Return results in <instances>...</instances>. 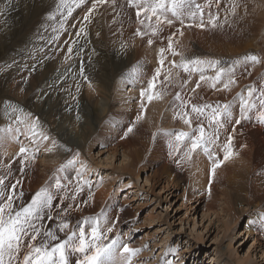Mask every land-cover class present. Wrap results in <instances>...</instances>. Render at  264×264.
Returning <instances> with one entry per match:
<instances>
[{"label":"rangeland","instance_id":"1","mask_svg":"<svg viewBox=\"0 0 264 264\" xmlns=\"http://www.w3.org/2000/svg\"><path fill=\"white\" fill-rule=\"evenodd\" d=\"M48 1L49 0H2L0 2V128H7L9 125H12L13 130H15V128L17 127H19L20 129L19 133L13 131L12 133L6 135L0 134V155H6L14 163L16 159V149H19L21 146H27L34 152L37 148L39 149V151L36 152L35 159L32 161L30 166L25 168L23 173L19 171L20 164L17 165L13 177L14 181H16L17 179L22 181L19 191L25 192L26 189L30 186L33 178H29V172L33 167L37 168V175L42 185L52 184L53 177L55 176L52 171L53 168L51 167L52 160H47L45 155V150L47 148H51L52 151L57 150L61 155H63V157L60 158L61 160H63L62 163L67 165L68 160L75 159V165H77L78 169H80L81 166L85 168L84 178L91 181L92 193H98L101 196H106L111 203H115L116 205L119 203H124L125 205L132 206L134 221L136 224L133 237H130V235H128L124 227L119 226V229H117L116 232L119 235L121 234V237H123V241L125 243H128L129 246H134L141 249L140 253L135 256V259H133L135 261L137 260V264H163V261H171L172 264H236L240 262V258L242 257L246 258V261L242 264H264V238L263 240H261L259 245H256L255 243H253L252 237L245 233L244 228L247 225V216L250 214V210H248L244 205L240 204L242 198L238 197L239 195H235L234 192H228L225 187L220 188L216 186L215 182L214 185L216 186L217 193L219 194L218 197L214 200L213 204H210L212 199H207L208 212L206 214L202 212V207H199L196 212H190L188 210L190 200L185 199V197L183 196H180V198L174 202L175 196L172 197L171 193L170 195L167 193L169 189L167 191L164 190L160 194L159 200L155 197V194L146 195L144 193V191H147L149 188L150 190L154 188L150 186L151 181L149 180V182L146 183L144 178L145 176H147L150 169H156L155 167L159 168L162 166L161 176H164V178L170 180L177 179L175 171L170 168V163L175 158L177 152L170 151L172 153L170 155V152L166 151V137L159 138V142L157 143L162 150L161 157L156 159L149 158L147 156V151L153 144V137L161 132L160 130H165L164 126L168 127L166 126V123H161L163 121L161 120L159 115L169 118L173 123V125L168 128L169 131L178 132L183 129L186 132H190L192 130L188 125L184 124L182 120H176V122H174V120H172L171 118L174 112L173 100L175 93L178 91L180 92L181 89L186 93L185 96L195 95L191 91H189L195 87V85H192V83L185 85L183 88L178 85L175 90L166 92L167 98L165 95H163L161 99H153L151 102H148L147 97L145 96L143 99L146 100V102L143 100V103L144 107L146 106V110H148L152 106V104L156 102L154 100H161L162 102H164V104H166V101H168V106L162 105L159 109L156 106L157 103H155V105L153 104V107L151 108L152 110L150 109L152 113L148 114L150 116L146 115L145 111H141V105L138 104L137 99L140 97V92L143 88H146L145 86H143L144 81L142 79H146L149 76H152L154 70L150 69L148 72L143 73L140 69V66L136 64V56L139 55L138 58L140 59L141 57L146 58L154 54L155 60L152 63L154 65H157L160 58L159 50L160 48H162V46H160L159 44L154 43L153 45H149L147 41H144V46L140 48V46H138V40H140L141 37L134 36V38H136V44H132V48H130V46H128V44L130 45V42H128V40H130L132 36H113L111 38L104 39L102 41V44L108 50L109 56H105L98 62L105 71H107L110 67L117 68L127 63V67L125 68L124 72L117 74L116 77L119 80V83L117 82V84L122 86L117 87V84V86L113 84L115 87L113 85H110L105 91V89H102L100 86H98V84H95L97 83L95 82V80L93 81V79H88L84 82V89L79 90L80 94L77 95L74 93L73 100L75 111L70 110V108L68 109L69 115L74 117L73 119H70L68 121L69 123H74V128H71L70 133L76 136V130L78 129V127H81V125L84 124L83 121L87 120L88 123L95 117L99 118L102 116L103 113L100 112L104 109V105L106 106V101L107 103H110L111 101V112L122 113L123 116L119 119V121L124 125V128H127L128 123L134 122V120H132V116H134V112H136V105L139 106L138 113H140L141 118L140 120H138V122L145 124L147 127L151 126V128H148L149 140L143 154L140 156L141 162H144L147 159H153L154 163L151 164L150 167H144V165L138 167L143 168L144 170L140 172L139 178L136 176L134 177L133 183L135 182V184H130L131 187H128L129 185H124L129 182V178L127 175H124L121 179L115 178L116 175L120 174L119 171H122L123 169V167L120 165H122L129 159L128 157H125V152L123 155L120 150L117 153L113 152V148L111 146L113 139L111 137L104 138L102 135L94 133L89 138V140H87V144L84 149L81 150L74 145L73 147L69 144L67 145V143L61 139L59 140L56 134L53 133L50 129L51 125H48V122L45 119H42L41 112L35 111L34 113V106H23L24 108L22 107V111L20 110L19 104L24 101H29L31 103H41L42 105L47 106L46 88L39 83V81H41V83H46L47 85V79L46 77H42L41 71L38 72L40 70V65H38V54H45L43 55V57L46 58L48 57L47 55L54 52L55 49L63 50L64 48L71 47L72 52L77 50L82 52L85 48L87 50L90 47L89 43H87L85 40L87 39L86 37H88V35L85 33H81L79 36H77L76 33L80 32V29L83 27V17L87 14L88 9L91 8L93 1H91V3H88L87 1H85L84 3H80V0H78L77 2L64 0V3L72 9L71 16L68 14V7L61 6L58 9L57 6L61 4L60 1L50 0L49 3ZM109 1L110 0H108V2ZM248 1L251 3V6H254L253 0ZM260 1L263 3V7L259 6L256 8L255 5L254 11L255 14H259L260 17L264 18V0ZM124 3V0H116L117 5L115 8H113V5L111 6L112 3H109V6H111V8L108 12L114 13L115 10L120 9V5H123ZM78 4L79 7H77ZM222 4L224 6L222 5L223 9L221 8L220 10V20L223 24V27L214 29L218 32H211L210 29L198 28L199 30H202V32H207L209 34L215 33L217 39H225L223 37V33L232 27L234 21V16L229 15L227 22H224V8H226L228 0L224 1ZM48 5L49 7H47ZM52 5L53 7L57 8H54V10L56 11L50 14H42L47 20H43L41 15L39 19H35V15L42 9V7L45 9H51ZM96 9L99 8L97 7ZM95 12L97 11L95 10L94 13ZM213 12H215V7H213ZM76 13L79 14L77 15ZM94 13H92V16L96 15ZM74 14L76 16L72 17ZM24 16L26 18L28 17L29 19L27 18L26 20H24ZM37 16L39 17V15ZM73 19H76L79 22L77 21V23H72V26L77 28L76 25L80 23V28L79 30L71 34V31L68 30V26L70 25V20ZM50 20H52L53 22H58V20H60L57 29H53L52 32L48 31L51 28V24L48 23L51 22ZM95 20H91V23H88L89 25L86 22L84 23L89 32L94 33L93 29H96L94 26L96 22ZM205 20H207V15H205ZM61 25H63V27H61ZM185 29L187 30V28ZM197 34L198 33H196V35ZM45 36L49 37L47 41L46 39H44ZM51 36L57 39L55 40L54 46H52L53 39ZM98 36L99 35H97L96 33L95 37ZM236 39L237 38L235 36L227 33L228 42L232 43ZM246 39L259 41L263 40L262 42H264V19L257 18L253 20L252 34ZM31 40L34 41L36 45L35 48L32 44V46H29ZM176 40L179 42V38H176ZM213 42L214 38L211 40V42L201 40L198 44L195 43V46L201 48V50H207L206 48L208 47L209 49H212L211 52H202V60H219L221 61V66L227 67V62H229L230 60L228 61V58L225 55V51L222 50V48L224 47L214 48ZM193 43L194 41L192 38L190 40H184L183 42L180 41L179 45L182 49H193ZM121 45H125V47L122 48ZM224 46V49L227 50V47H230L231 44H227V46ZM164 48H166V46H164ZM232 49L233 47H231L229 50L231 51ZM193 50H196V48ZM35 51L37 53H35ZM255 55L264 58V51L262 53L256 52ZM176 56L177 58L174 57L171 53L168 54L166 52V63H169V65L171 66V61L175 60L176 63L179 64L180 62H178V60H181L182 57H180L179 55ZM55 58L59 61L64 60L63 58ZM17 61H21V63L16 67L15 63ZM258 65H248L251 66L248 69V71L252 73L251 76L244 74L242 71H237V78H240L242 82L238 80L236 90H234V92H232L231 94L229 91H221L215 93L212 89H209L205 86L204 90L206 94L202 93L201 89L196 90V93L198 95L195 101L210 103H214L216 101L220 102V100H204L205 97L209 95L214 98L225 99L222 100L221 103H226L232 100V97L235 96V94L239 92L241 88L249 85L248 83L250 81H255L259 84L264 83V64ZM33 66H35L34 71L32 70ZM171 68L172 67H168L167 70ZM175 69H177L179 73L182 72V75L185 74L182 69ZM21 70H24V72L19 73ZM207 71V74L210 76H213L215 74V72H213L214 70L212 71L211 69H209ZM36 74H40L39 81H37ZM10 75L11 77H9ZM162 76L163 75H161V78ZM133 77H136L137 79H134ZM192 78H199V76L198 74H195ZM17 80H23V82H19ZM172 82H174V80H172ZM190 86L193 87L191 88ZM186 88L188 90H186ZM60 90L61 89H59V92H61ZM84 95H87L86 98H88V96H92L97 100L98 105L92 104L89 105L88 108L87 105L86 108L82 107V100L84 98ZM115 95H119L120 97ZM78 96L80 99L78 98ZM75 97L77 98V100ZM114 97H116V99L111 100ZM53 101L55 103L58 102L56 98L53 99ZM132 104H134L132 108H126L127 106H131ZM154 106H156L157 109L154 108ZM14 109L15 112L13 111ZM155 111L158 112L159 118H157L154 122L152 119V115L155 113ZM234 114L237 117L239 115V107L237 106L236 108V105H234ZM17 116L27 122L38 121L39 126L36 131L38 133H44L49 137V139L41 140L37 138L36 142L33 143L31 134L25 128L24 124L14 123ZM253 116L255 117L256 114H254ZM244 121H242L240 125L235 126V132H232V129L226 126L228 131H222L220 139L224 141L226 140L228 134H232L234 136L233 142H235L237 136L244 135L250 129H258L255 125L246 126L244 124ZM156 126L158 128H156ZM174 126H178V128H174ZM193 127H195V124H193ZM154 128H156V130H154ZM152 130H154V134H150ZM260 131L264 132V126ZM208 133L211 134V131L209 130ZM129 134H132V132ZM13 136L18 137V139H13ZM124 138L126 137L123 136V139ZM172 140L174 141V139ZM181 145L182 143L179 145L180 149ZM186 146L184 147L186 148ZM198 152L200 151H197L196 153ZM235 155L236 153L233 152L231 157ZM222 156L223 153L220 152V157ZM238 158L242 159V156H238ZM57 161L56 163H59ZM207 161L209 162H202V164H206L207 166L211 167V161L208 159ZM45 164L49 166V169H46L44 171L43 167ZM190 164L192 165L191 167ZM190 164L187 165L184 171L185 178L179 181L176 188L172 187V189L175 190V193L176 191L181 193L183 187L186 191L192 189L201 192L206 189L205 187H203L202 183V185L197 183L194 184V182L191 181L190 174L192 170L194 171V169L192 168H196V166H194V162ZM198 166H200V162H198ZM260 166L262 167L263 172L264 162H261ZM204 171L205 165L200 168L201 173H204ZM258 181L261 182L260 179H258ZM225 190L227 192V197L229 198L228 200H230L231 198L230 201L234 207H232V214L238 219V225L235 226L234 229L230 228L232 227V224L230 222H233L234 218L231 214L229 215L227 213L226 207L223 203V198L219 197L220 193L223 194ZM158 191L159 187L154 190V192L156 193ZM124 198H128L129 202L128 200H124ZM201 205L202 204H200V206ZM210 208H218L217 210H215L216 212H218L219 217L217 216V214L210 212ZM261 209L262 207L260 208V210L254 212H259L261 211ZM221 210H224V214ZM117 213L118 212L114 213V219L116 218ZM91 215L93 216V214ZM120 215L121 213L119 212V216ZM150 215L152 216L150 217ZM42 223L44 226H46L47 224L46 220H44ZM85 227H87V225ZM114 231L115 227L113 229V232ZM126 235L128 237H126ZM169 247L176 249V251L174 253H169ZM138 256L139 258L137 259Z\"/></svg>","mask_w":264,"mask_h":264},{"label":"bare ground","instance_id":"2","mask_svg":"<svg viewBox=\"0 0 264 264\" xmlns=\"http://www.w3.org/2000/svg\"><path fill=\"white\" fill-rule=\"evenodd\" d=\"M1 1L2 0H0V2ZM49 1H48V3H49ZM58 1L61 2V0H58ZM70 1L71 2H73V1L77 2L78 0H70ZM85 1H87L88 3L89 2L91 3V1H93V0H85ZM224 1H226V0H224ZM253 1H254V6H251V3L248 0H237V2L239 3L240 6L237 8L236 15H234V21H233L232 27L223 33V37L225 39H217V37L215 36V33L209 34L207 32H202V30H199L198 28H195V27L187 28V30L184 29L183 30L184 31L183 36L177 35L175 37V39L179 38V42H178L177 46L175 45V50L178 53H180L179 56L182 57L181 60L182 59H193V58L202 59V56H201V55H203L202 52H211L212 49H209V47H208V48H206L207 50H201V48H198L195 46V43L198 44L199 41H201V40L211 42V40L213 38H214V42H213L214 48H221V47L225 48L224 45L227 46V44H231L230 47H227V50L222 48V50L225 51V55L228 58V61L230 60L229 62H227L228 63L227 66L231 65L233 63V61H235L237 59H242L247 54H251V53L255 54L256 52L262 53L264 51V42H262L263 40L259 41V40L246 39L247 37H249L252 34L253 20H255L257 18L258 19H264V18L260 17L259 14H255V11H254L255 5H256V8L259 6L263 7V3L260 0H253ZM198 2L204 3L205 0H198ZM109 3H112L111 0L107 3L99 4L97 6L99 9H96L97 12H95V13L93 12L96 15H93V16L91 15V20H95V18H96V20H95L96 22L94 25L96 28L95 29L96 31L93 29L94 33L89 32L88 29L84 25L85 22L87 24L89 22L82 20V23H83L82 28L84 29L83 33L88 35V37L85 36L87 38L85 40L90 45L89 49L86 50V48H85L84 51H82V52L77 50V51H73L71 54H69L68 48H64L63 50H61V49H58L59 48L58 47L57 48L58 50L55 49V51L52 52L51 54L47 55L48 57H46V58L43 57V55H45V54H38L37 55V56H39V61L37 60L38 65H40V68H39L40 70L38 72L41 71L42 77L43 78L46 77L47 85H46V83H41V81H39L40 74H36V78H37V81H39V83L46 88L47 106H44L41 103H31L29 101H24V102L20 103L19 105H20V110L22 109L23 106H26V107L34 106V113H35V111L41 112L42 119H45L48 122V125H51L50 129L52 130L53 133L56 134V136L59 138V140L61 139V140L65 141L67 143V145L69 144L72 147L74 145V146L78 147L79 149L83 150L87 144L86 143L87 140H89V138L94 133H98L99 135H102L104 138L111 137L113 139V141L111 143V146L113 148V152L117 153L120 150L122 155L125 152V157H128V159H129L128 161L125 160L126 162L123 163L122 165H120L123 167V169H122V171H119L120 174L116 175L115 178L121 179L124 175H127L129 178L128 179L129 182L127 184H124V185H130L133 183L134 177L136 176L139 178L140 172L144 170L143 168H138V167H140L142 165H144V167H147V166L150 167V165L154 163L153 159H147L144 162H141L140 156L143 154L144 149H145L147 142L149 140L148 128H151V126L147 127L145 124L137 121V116H140V113H138L139 106L136 105V112H134V116H132V120H134V122L127 124V128L133 124L135 125L133 132H132V134H128L127 137L124 139L122 137L124 136V133L127 131V128H124V125L119 121V119L123 115L120 112H111V107H112L110 105L111 101H110V103H107V101H106V106L104 104H102V105H104V107H103L104 109L102 108L103 110H101V112H100V113H103L101 117H99V118L95 117L92 121H89L88 123H87V120H85V121H83V123H84L83 125H81V123H80L81 127H78V129L76 130V134H77L76 136H74L73 134L70 133L71 128H74L73 127L74 123L68 122L70 119L74 118L73 116L69 115L68 109L69 108H70V110L75 109L73 96H74V93L77 95L80 94L77 91V87H79V90L84 89L83 85H84V82L86 81L85 76H87L88 79H90V80L91 79H93V81L95 80V82H97L95 84H98V86H100L102 89H105V91H106L107 87H109L110 85H113V84L116 85L117 82L119 83V80L116 78L117 74L124 72L125 68L127 67V63H125L123 66H119L117 68L110 67L107 71H105L101 67V65L99 64L98 61H100L105 56H109V52L104 47V45L102 44V41L106 38H111L113 36L119 37V36L126 35V36H132V38H130V40H128V42H130V45L128 44V46H130V48H132V44H136V38H134V36H135L134 31L137 27H141V26H140L139 22L135 19L134 10L131 8H128L126 6V3H124L123 5H125V6L123 8L118 9V6H117L118 10H115L114 13H109L108 11L112 6V4H111V6H109ZM118 3H120V2H118ZM53 5H52L51 9H48V8L45 9L42 7V9L35 15V19L36 18L39 19L42 16L43 20H47L45 18V16H43L42 14L43 13L50 14V13H53L54 11H56V10H54L55 7H53ZM70 5H72V4H70ZM50 6H51V3H50ZM23 7H24V5H23ZM47 7H49V5ZM91 7H92V5H91ZM28 9H30V8H28ZM55 9H57V8H55ZM85 9H86V7H85ZM37 15H39V17ZM75 16L76 15L74 14L72 17H75ZM220 16H221V13H220ZM27 18L24 16V20H26ZM39 21H41V20H39ZM50 21L51 22H48V23L51 24V28L48 31L52 32L53 29H55V28L57 29V26L60 23L59 22L60 20H58V22H53L52 20H50ZM77 21L78 20H76V19L70 20V25L68 26V30L71 31V34H73L75 31L79 30V28H80V23L76 25L77 28L72 26V23H74V22L77 23ZM172 31H175V29L165 28L164 32L161 33L160 38L155 39L154 43H157L162 47L167 46V39L166 38L170 34V32H172ZM210 31L214 32L216 30H210ZM216 32H218V31H216ZM96 33L99 34L98 37H95ZM196 33H198V34L196 35ZM227 33L235 36L237 39L234 40L232 43L228 42L227 41ZM47 35H48V32H47ZM38 37H41V36H38ZM48 38L49 37H46V36L44 37V39H46V41L48 40ZM192 38L194 41V43H193L194 48L193 49L196 48V50H193L191 48H184V49L180 48V45H179L180 41L183 42L184 40H190ZM52 39H53L52 46H54L55 40H57V39L55 37H52ZM144 41H147V39L145 38L142 40L140 38V40H138V46H140V48L142 46H144ZM31 44L33 45L34 48L36 47L33 40H31V42L29 43V46H32ZM231 47H233V49L230 51L229 49ZM47 48H51V47H47ZM31 49H33V48H31ZM90 49H94V50H90ZM35 53H37V52L35 51ZM167 53L169 54L171 52H167ZM183 53H185V54H183ZM119 55H121V54H119ZM31 56H33V55H31ZM138 56L139 55L136 56V58H137L136 64H138L140 66V69L143 73L148 72L150 69L154 70L156 67L159 66L158 64L154 65L152 63L155 60L154 54H152V56H148L146 58L141 57L140 59L138 58ZM55 57L63 58L64 60L59 61ZM174 57L177 58V56H174ZM174 57H173V59H174ZM181 60H178V62H181ZM166 61L167 60H165L164 68L162 70V75L167 74V72H168L167 68L168 67H172V65L170 66L169 63H166ZM20 63H21V61H17L15 63L16 67L19 66ZM249 65H251V64H249ZM255 65H258V64H255ZM81 66H83V68H84L83 75H81ZM249 67H251V66H247V71H248ZM244 68H245V65L243 63L237 65V71H242L244 74H247V72L245 71ZM242 69H244V70H242ZM211 70L213 71V69H211ZM21 72H24V70H21L19 73H21ZM213 72H215V70ZM207 73H208V71L205 72V75H208ZM9 77H11V75ZM43 78H42V80H43ZM118 78H120V77H118ZM133 78L137 79L136 77H133ZM150 78H151V76H149L146 79L145 78L142 79L144 81L143 86L147 87L146 81L149 80ZM162 79H163V76H162L161 80ZM183 79H187V75L186 74L182 75V72L179 73L177 71V69L172 67L171 68V80H174V82H172V84L168 85L166 92H170V90H175L178 85H181ZM197 79L198 78H192V80H189L190 83L188 82V84L192 83V85L193 84L195 85L194 82ZM238 80H240V78H238ZM17 81L23 82V80H17ZM176 81H178V82H176ZM240 82H242V80H240ZM120 83H122V82H120ZM254 83L259 85V83L255 82V81H250L248 84L252 85ZM119 86L120 85H118L117 87H119ZM190 87L192 88L193 86H190ZM218 87H221V86L218 85ZM59 89H61L60 90L61 92H59ZM157 90L158 91L160 90L159 87L157 88ZM186 90H188V89L186 88ZM191 90H189V91H191ZM234 90H236V85H234L232 87L230 94L232 92H234ZM110 91H112V90H110ZM213 91L215 93H218L215 90H213ZM180 92H182V95L186 94L181 89H180ZM201 92L206 94L205 90H203V91L201 90ZM163 95H165L167 98L166 93ZM86 96L87 95H84V98L82 100V107L86 108V105H87V108H88V106L92 105V104L98 105L96 99H94L92 96H88V98H86ZM115 96H119V95H115ZM55 98L58 101L56 103L53 101V99H55ZM78 98H79V96H78ZM114 99H116V97L112 98L111 100H114ZM76 100H77V98H76ZM204 100H220V102H222V100H225V99L214 98V97L207 95V97H205ZM137 101H138V104L141 105V102H142L141 96L137 99ZM144 101L146 102V100H144ZM154 101H156V102H154L153 104L155 105V103H157L156 106L158 107V109L162 105L168 106V101H166V104H164V102H162L161 100H154ZM195 102L204 103L202 101H195ZM153 104L148 110H146V108H145L146 106L144 107L143 111L146 112V115L152 113L151 108L153 107ZM132 106H134V104H132L131 106L129 105L126 108L130 109V108H132ZM156 106H154V108L157 109ZM237 106H238V103L236 104V108H237ZM160 110H159V112H160ZM173 110H174V108H173ZM141 111H142V109H141ZM236 112H237V110H236ZM254 114L255 113L251 114V119L245 120L244 124L246 126L255 125L258 129H250L244 135L237 136L235 142H232L233 152H235L236 155L231 157L229 160L225 161L224 164L219 169H217L215 176L212 177V184H211V192L210 193L208 191L209 179H210V174H209L210 167L207 166L206 164H202V162L207 163L209 161H207V156L202 150H197L200 152L196 153L197 152L196 151L195 153H193L194 155L192 154V158L190 160L185 159V160L181 161V163H179V164L176 163V161L180 158V156L183 155V150L185 149L184 146H186V144H184V143H182L181 149L179 148V151H176L177 152L176 156L170 163V168L175 171V175H176L177 179L176 180H170V179L164 178V176H161L162 166L159 168L155 167L156 169H150L149 173L144 178H145L146 183H148L150 180L151 181L150 186H152L154 188H152V190H150V188H149L147 191H144V193L146 195L155 194V197L159 200L160 194L164 190L167 191L169 189L167 191V193L169 195L171 193L172 197L175 196L174 202L177 201L180 198V196H183V197H185V199L190 200L189 201L190 205L188 207V210L190 212H196L199 207H202V212L206 214L208 212V201H207V199L208 198L212 199L210 204H213L214 200L218 197L219 193H217L216 186H218L220 188L225 187V189H227L228 192L232 191L235 193V195H239L238 197L242 198L240 201V204L244 205L248 210H250L249 211L250 214L247 216V219H248L246 222L247 225L244 228L245 233L252 237L253 243H255L256 245H259L261 240H263V238H264V231H260L257 227H251L250 224H251V221L259 219L258 213L264 212V171L262 172V167L260 166V163L264 162V132L260 131L263 129L264 124L260 123L257 120L256 116L255 117L253 116ZM158 115H159L158 112L155 111V113L152 115L153 121L155 122V120L160 117L161 120L163 121V122H161V121L160 122L166 123L167 125L166 124L165 125L168 126V127L164 126L165 131H169L168 128L171 125H173L171 120L167 117L162 116V115L161 116L159 115V117H158ZM148 116H150V115H148ZM140 118H141V116H140ZM171 118H172V120H174V122H176V120H179V119L175 118V112H173V116ZM97 119H98V121H97ZM50 122H54V123H50ZM158 124H159V122H158ZM193 124H195V121H193ZM157 126H156V128H158ZM232 126L233 125L231 123L227 125V127L230 129H232ZM156 128H154V130H156ZM174 128H178V126H174ZM154 130H152V132H150V134H154ZM209 130L212 132L211 129H208L207 131L209 132ZM180 131H184V130L182 129ZM184 132H186V131H184ZM208 134H210V133H208ZM221 135H222V132L220 134V137H221ZM161 137L162 138L166 137L165 138V144L167 145L166 151L167 152L174 151L173 150V148H175V142L174 141H173L174 142L173 148L169 147V140L174 139V137H169V136L163 135V134H161V132H159L157 135H155L153 137V144L149 147V149L147 151V156L149 158H156L157 159V158L161 157L162 150L159 147V145L157 144L159 142V138H161ZM223 142L224 141L220 139V141H218V144L220 146H222ZM18 151H19V149H16V153ZM45 155H46L47 160H49V159L52 160V166L51 167L53 168L52 171H53L55 176L58 175L60 177H70L72 179V181L75 182L76 170L78 169L77 165H75L74 167L73 166L72 167L67 166L66 170L58 171V169H60V166L62 164H64V163H62L63 160L60 159L63 157V155H61L57 150H53L51 152H47L45 150ZM238 156H242V159L238 158ZM18 159L19 158L16 157L15 162L13 163L12 160L10 158H8L6 155H0V175H7L8 169L9 168L11 169V176L8 177V180L6 181V183H9V182L15 183L13 174L17 168V165L19 164ZM56 161L59 163H56ZM193 162H194V166H196V168H192V169H194V171L192 170V172L190 174V179L192 182H194V184L195 183H197V184L202 183L203 187H205L206 189L204 188L205 190H203L201 192H199L197 190H192V189L186 191L183 187V190L181 193H179L178 191H176V193H175V190H173L172 187L176 188L179 181H181L185 178L184 171H185L187 165H189L190 163H193ZM198 162H200V166H198ZM64 165H66V164H64ZM204 165H205V171H204V173H201L200 168H202V166H204ZM191 166L192 165L190 164V167ZM43 169L45 171L46 169H49V166L47 164H45ZM29 178H33V180L31 182L30 186L26 189V191L23 192L24 195L20 196L19 190L15 193V195L17 197L15 199V205H16L17 209H19L22 206H27L29 203H31L33 195L41 187L45 186V185H42L39 181V177L37 175V168L36 167H33L30 170ZM258 179H260L261 182H259ZM87 180H89V179H87ZM54 182L55 181L53 179L52 184H54ZM215 182H216V186L214 185ZM64 183H67V181H64ZM133 184H135V182ZM124 185H122V186H124ZM134 186H137V185H134ZM72 187L73 186L70 185L66 189V191L57 192V199H54V201H53L54 205H56L57 203H59L60 205H66V204H73L74 205L73 209L71 210V212L69 213V216H68L69 222L72 225H75L77 222H83V218L84 217H90V216H92L91 214H93V216H99L101 214V212L103 211V213L105 215H107L108 220H109V223L106 224L105 227L111 226V221L114 220V217H113L114 213L118 212V210L121 207H124L125 210L123 212H120L121 215L119 216V222L115 225V231L113 232V234H117L116 231H117V229H119V226H120V227L125 228V230L127 231L128 235H130V237H133V233H134V229L136 227V224L134 221V214H133L131 205H125L124 203H119L116 205L115 203H111L107 199L106 196H101L98 193H92L93 194L92 200L87 205H85L82 203V201L88 199L89 187L85 186L83 191L79 194L74 193L72 190ZM157 187H159V191L156 193V192H154V190ZM91 192H92V189H91ZM73 195L76 196L75 200L71 199V197ZM172 197H171V199H172ZM219 197L223 198V203L226 207L227 213L229 215L231 214L234 218V221L230 222L232 224V227H230V228L234 229V227L238 225V223H237L238 219L236 216H234L232 214L234 207H233V204H231V201H230L231 198H230V200H228L229 198L227 197L226 190L223 192V194L220 193ZM128 198H124V200H128ZM128 202H129V200H128ZM181 202H182V200H181ZM76 204L80 205V207L78 209L75 207ZM200 204H202V205L200 206ZM261 207H262L261 211L254 212V211L260 210ZM215 209L216 208H210V212L217 214V216L219 217L218 212H216V210L218 208L216 210ZM45 211H47V210H45ZM221 211H223V214H224V210H221ZM251 212H253V213H251ZM53 215H55V208L53 210ZM151 216L152 215H150V217ZM150 219H152V218H150ZM44 220H46V222H47V224H46V226H44V228L51 227L53 230H55L56 223H57L55 220H53V221H49L47 219H44ZM129 232H130V234H129ZM58 235L60 236V238L66 239V236L64 233H58ZM120 236H121V234H120ZM126 237H128V236L126 235ZM30 242L31 241L29 240L28 237H24V240L22 243L26 246ZM53 243H55V241ZM129 247L137 248L134 246H129ZM22 253H23V249L21 250V259H22ZM75 258L76 257H72L73 260ZM138 258H139V256L137 257V259ZM133 259H135V256L133 257ZM136 261L133 260L132 264H137ZM245 261H246V258L242 257V258H240V262H238L236 264H242ZM13 264H17V261H13ZM117 264H121V262L119 260V254L117 257Z\"/></svg>","mask_w":264,"mask_h":264},{"label":"snow or ice","instance_id":"3","mask_svg":"<svg viewBox=\"0 0 264 264\" xmlns=\"http://www.w3.org/2000/svg\"><path fill=\"white\" fill-rule=\"evenodd\" d=\"M85 0H80L84 3ZM108 0H93L92 7L88 9L87 14L83 17L85 21L91 22V15L99 4L107 3ZM113 8L116 7V0H111ZM126 6L135 12V19L141 27H137L134 31L135 36L141 39H147L149 45L154 44L155 39H159L165 28L175 29L167 36V46L159 50V66L154 69L153 75L146 81L147 87L140 92L141 109H144L143 98L146 96L148 102L153 99H161L166 93L169 84H172L171 69L167 74L163 75L162 70L165 64V53L171 52L173 56L180 55L175 50L178 41L175 39L177 35L183 36L185 28H200L214 30L223 27L220 20V10L223 0H205L199 3L198 0H125ZM68 7L64 0L58 5V9ZM125 5H120L123 8ZM237 0H228L227 7L224 8V22H227L229 15H236L239 7ZM79 7V4L77 5ZM215 7V12H213ZM72 9L68 7V14L71 15ZM207 15V20H205ZM66 19V18H65ZM177 25H179L177 27ZM63 27V25H61ZM84 32L81 28L76 35L79 36ZM99 35V34H97ZM122 48L125 45H121ZM68 53H72V48L68 47ZM243 63L247 75L251 76V72L247 71L249 64H264V58L247 54L242 59H237L227 67L221 66L219 60H202L200 58L182 59L179 64L175 60L171 61L173 68L182 69L187 75V79H183L180 85L183 88L192 80L194 74H198L199 78L195 80V87L191 92L195 95H182L176 92L174 96V112L175 118L182 120L188 125L190 132L184 131H165L160 130L161 134L174 137L175 148H173V140H169V147L174 151H179L181 143L186 144L183 155L176 161L177 164L185 159H191L192 154L197 150H202L207 159L211 161L209 169V193L211 192L212 177L215 176L217 168L221 167L226 160L233 154L232 142L234 136L228 134L222 146L218 145L221 132H227V125L232 124V132H235L236 125H240L244 120H250L251 114L255 113L257 120L264 124V83L259 85L252 84L241 88L239 92L232 97V100L221 103L216 101L210 102H194L197 99V89L204 90L205 86L217 92L231 91L234 85L238 84L237 65ZM209 69L215 70V75H205ZM33 71L35 66H33ZM135 71V70H134ZM84 68L81 66V75ZM88 77L85 76V80ZM220 85L221 87H218ZM159 87V91L156 89ZM79 92V87H77ZM238 102L239 115L234 114V105ZM15 112V109L13 110ZM22 111V109H21ZM140 116H137V121ZM195 121V127H193ZM14 123L24 124L32 137V142H36L37 138L48 140L49 137L44 133H38L36 129L39 126L38 121L27 122L19 116L16 117ZM135 125L127 128L124 136L133 132ZM211 129V134H208ZM13 131L19 133V127L13 130L12 125L7 128H0V134H10ZM123 138V137H122ZM13 139L18 137L13 136ZM54 143V142H53ZM70 150V149H69ZM36 151L30 150L27 146H21L16 153L19 171L24 172L25 168L30 166L35 159ZM46 151L51 152V148ZM220 152L223 153L222 158ZM172 153L170 152V155ZM78 155V153H77ZM76 160H68L67 165L62 164L58 171L66 170L67 166H75ZM85 168L81 166L76 170V180L72 181L70 177L54 176V184H46L41 187L32 197L31 203L17 209L15 193L19 190L22 183L17 179L15 183H6L8 177L11 176V169H8L7 175H0V264H117V257L121 264H132L134 256L138 255L141 249L131 248L125 243L119 234H113L115 225L119 222V212L125 210L121 207L118 210L116 218L111 221V226L105 227L109 223L107 215L101 212L99 216L84 217L83 222H77L72 225L68 216L73 209V204L60 205L53 204L57 199V192L66 191L71 185L74 193L79 194L85 186L89 187L88 199L82 201L87 205L92 200L91 181L84 178ZM67 181V183H64ZM128 187H131L129 185ZM19 195L23 196V191H19ZM71 199L75 200L73 195ZM75 207L78 209L79 204ZM55 208V215L53 210ZM47 210V211H45ZM258 220L251 221V227H257L260 231H264V212L258 213ZM55 220L56 228H44L42 221ZM87 225V227H85ZM58 233H64L66 239L60 238ZM24 237H28L31 241L26 246L22 243ZM55 241V243H53ZM23 249L22 259L21 250ZM176 249L169 247L168 252L174 253ZM72 257H76L74 260ZM7 258V259H6ZM163 264H172L171 261H163Z\"/></svg>","mask_w":264,"mask_h":264}]
</instances>
